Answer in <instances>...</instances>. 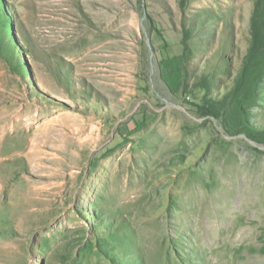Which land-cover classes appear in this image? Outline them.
Here are the masks:
<instances>
[{"label": "rangeland", "instance_id": "obj_1", "mask_svg": "<svg viewBox=\"0 0 264 264\" xmlns=\"http://www.w3.org/2000/svg\"><path fill=\"white\" fill-rule=\"evenodd\" d=\"M0 166V264H264V0H0Z\"/></svg>", "mask_w": 264, "mask_h": 264}, {"label": "bare ground", "instance_id": "obj_2", "mask_svg": "<svg viewBox=\"0 0 264 264\" xmlns=\"http://www.w3.org/2000/svg\"><path fill=\"white\" fill-rule=\"evenodd\" d=\"M42 84H44V83H42ZM0 168H1V166H0ZM0 182H2V185H3V180L1 178H0ZM2 185H0V188H1ZM226 195L228 197L229 194H226ZM2 204H3V201H0V205H2ZM0 244H1L0 245L1 246L0 247V251L1 250H5L6 251V250H10L12 248V247H10V245L6 244V240H3Z\"/></svg>", "mask_w": 264, "mask_h": 264}]
</instances>
